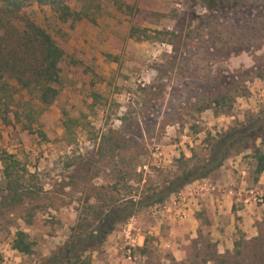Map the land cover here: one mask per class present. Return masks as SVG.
<instances>
[{
	"label": "rangeland",
	"instance_id": "obj_1",
	"mask_svg": "<svg viewBox=\"0 0 264 264\" xmlns=\"http://www.w3.org/2000/svg\"><path fill=\"white\" fill-rule=\"evenodd\" d=\"M147 1L140 10L137 0H87L88 17L74 22L34 0L22 9L73 61L66 57L69 69L50 105L26 104L23 91L10 108L20 120L11 111L9 124L0 117V155H14L10 170L26 194L13 199L0 160V264H35L68 240L90 205L161 187L206 155L210 137L264 116V0H232V9L215 13L195 0ZM254 143L264 152V133ZM250 147L225 160L228 174L216 169L141 208L84 257L215 264L210 258L219 252L207 232L214 185L258 192L256 224L264 217V172L262 182L253 179ZM186 203L194 204L187 216ZM17 230L28 234L32 253L12 247Z\"/></svg>",
	"mask_w": 264,
	"mask_h": 264
},
{
	"label": "trees",
	"instance_id": "obj_2",
	"mask_svg": "<svg viewBox=\"0 0 264 264\" xmlns=\"http://www.w3.org/2000/svg\"><path fill=\"white\" fill-rule=\"evenodd\" d=\"M28 1L30 0H0V107L2 108L0 117L5 124L11 122L8 111H11L14 118L20 120L19 111L10 109L15 102L14 94L25 91L29 96L24 101L26 104L35 100L38 106H48L58 96V86L62 84L69 69L66 64L68 63L66 57L69 56L51 34L35 21L20 15ZM34 1L42 5L44 10L50 9L60 21L65 22L70 19L74 22L89 15L82 4L87 0ZM195 1L211 13L232 9L234 4L232 0ZM70 61L73 59L70 58ZM10 81H14V85ZM212 102L216 104L219 100ZM263 133L264 116H247L246 122L234 125L216 137H210L206 155L164 182L161 187H146L140 194L135 191L110 200L107 207L90 205L91 210L83 216L79 215L76 223L71 226L68 240L35 264H95L84 257V253L97 250L117 224L127 220L143 207L164 202L185 185L208 177L233 153L241 152L247 146L250 147V143L252 157L255 160L253 179L257 181L264 170V152L254 142L258 138L262 140ZM111 150L117 148L111 146ZM0 160L4 163V176L12 177L7 187L15 191L17 197L13 199L21 202L26 194L19 191L20 176L17 173L13 175V171L10 170L16 162L15 157L12 153L2 151ZM256 226L258 230L256 236L246 239L241 234L234 240L231 251L217 253L215 250L210 259L215 264H264V217ZM12 247L24 254L32 253V242L23 230L15 232Z\"/></svg>",
	"mask_w": 264,
	"mask_h": 264
},
{
	"label": "crops",
	"instance_id": "obj_3",
	"mask_svg": "<svg viewBox=\"0 0 264 264\" xmlns=\"http://www.w3.org/2000/svg\"><path fill=\"white\" fill-rule=\"evenodd\" d=\"M137 3L140 10H146L147 6H149L147 0H137ZM217 171L222 174H228V165L225 166V164H223ZM263 172L264 170L262 173ZM261 174L259 176H261ZM258 178H260L258 182H262L263 177L261 176ZM211 186H213V184H211ZM213 187L214 191L212 195L205 193L210 197V208L212 211V217L210 216L207 232H209L211 240L215 243L217 251L223 253L226 250L233 249V243L236 239V231H238V229L244 233L246 239H250L257 235V211H255L253 207V199L248 195V191V193L242 194L239 191L230 190V188H224L219 185H214ZM186 204L188 205V203ZM193 206L194 204L191 207L190 205L182 207L181 212L186 216L190 215Z\"/></svg>",
	"mask_w": 264,
	"mask_h": 264
},
{
	"label": "built area",
	"instance_id": "obj_4",
	"mask_svg": "<svg viewBox=\"0 0 264 264\" xmlns=\"http://www.w3.org/2000/svg\"><path fill=\"white\" fill-rule=\"evenodd\" d=\"M248 192L254 202H263V198L258 194V192L254 191L253 189H250Z\"/></svg>",
	"mask_w": 264,
	"mask_h": 264
}]
</instances>
